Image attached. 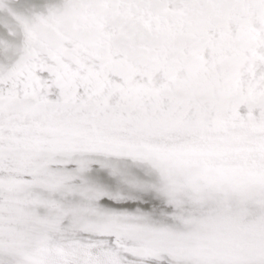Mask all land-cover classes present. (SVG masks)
<instances>
[{"label": "snow or ice", "instance_id": "obj_1", "mask_svg": "<svg viewBox=\"0 0 264 264\" xmlns=\"http://www.w3.org/2000/svg\"><path fill=\"white\" fill-rule=\"evenodd\" d=\"M0 264H264V0H0Z\"/></svg>", "mask_w": 264, "mask_h": 264}, {"label": "bare ground", "instance_id": "obj_2", "mask_svg": "<svg viewBox=\"0 0 264 264\" xmlns=\"http://www.w3.org/2000/svg\"><path fill=\"white\" fill-rule=\"evenodd\" d=\"M64 250L78 255L80 252L83 251V246L78 241L69 238L65 242Z\"/></svg>", "mask_w": 264, "mask_h": 264}]
</instances>
